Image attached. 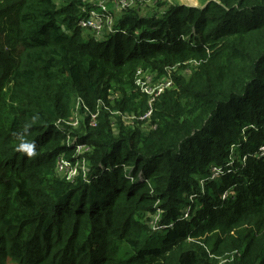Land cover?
I'll use <instances>...</instances> for the list:
<instances>
[{
  "label": "trees",
  "instance_id": "1",
  "mask_svg": "<svg viewBox=\"0 0 264 264\" xmlns=\"http://www.w3.org/2000/svg\"><path fill=\"white\" fill-rule=\"evenodd\" d=\"M201 1L127 7L96 38L89 0H0V264H264V0ZM140 67L175 86L155 128L115 132L109 109L149 108ZM69 132L88 178L56 172Z\"/></svg>",
  "mask_w": 264,
  "mask_h": 264
},
{
  "label": "built area",
  "instance_id": "2",
  "mask_svg": "<svg viewBox=\"0 0 264 264\" xmlns=\"http://www.w3.org/2000/svg\"><path fill=\"white\" fill-rule=\"evenodd\" d=\"M130 0H89L93 7L87 11V16L82 18L79 25L82 29L89 31L91 35L96 38H102L105 32L114 33L115 31V17L110 12L120 11L129 6ZM112 3L110 6L109 4ZM136 90L142 94L148 96V110L144 114H137L135 112H127L119 109H109L111 123L114 131L119 129L120 124L131 128L142 126L146 130H150L156 127L150 123L151 117L154 111V103L160 95H162L167 89H171L175 86L172 70H167V73L163 76H158L150 69H143L140 67L135 74ZM114 96H111V99ZM83 99H79L77 103V109L73 112L72 116L64 120L65 125L73 130H79L81 128L83 118L80 115V107L84 106L86 110L87 106L84 104ZM61 123V121H60ZM97 124V114L91 113L90 125L95 126ZM148 125V126H147ZM147 126V128H145ZM69 132L67 142L75 145V152L72 159L65 157L64 154H60L57 160L56 172L63 178L73 180L78 175H82L84 178H88V174L91 170L89 163L90 156L94 153V146L88 143L82 142L78 136L72 137ZM82 163V165H80ZM188 216V213L186 212ZM233 261V257L227 259L222 258L220 264H228Z\"/></svg>",
  "mask_w": 264,
  "mask_h": 264
},
{
  "label": "rangeland",
  "instance_id": "3",
  "mask_svg": "<svg viewBox=\"0 0 264 264\" xmlns=\"http://www.w3.org/2000/svg\"><path fill=\"white\" fill-rule=\"evenodd\" d=\"M156 2L181 3V4L190 5V6H192L193 4H197L196 7H199V6L202 7L203 6V2L201 0H199V1L198 0H130L128 7L139 6V7H141V10L143 12H148L149 9H151L155 6ZM109 5L111 6L112 3H110ZM126 8H124V9H126ZM124 9H122L120 11H112L113 9H110V12L113 14V16L115 18H117L118 16H120L122 14ZM85 34H87L88 37H92V35L89 31H86ZM189 73H190V69H188V74ZM147 126L145 128H147ZM116 131H118V129ZM80 165H82V163H80ZM153 218H155V219H153L154 221H151L150 223L155 222L158 219V215H155ZM157 229H159V227H157ZM8 264H16V263L14 261H9Z\"/></svg>",
  "mask_w": 264,
  "mask_h": 264
},
{
  "label": "crops",
  "instance_id": "4",
  "mask_svg": "<svg viewBox=\"0 0 264 264\" xmlns=\"http://www.w3.org/2000/svg\"><path fill=\"white\" fill-rule=\"evenodd\" d=\"M198 1H199V0H198ZM193 5L196 6L197 4H193ZM193 5H192V6H193ZM199 7H200V6H199Z\"/></svg>",
  "mask_w": 264,
  "mask_h": 264
}]
</instances>
